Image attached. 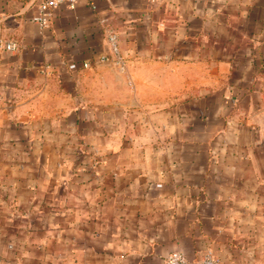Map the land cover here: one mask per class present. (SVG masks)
<instances>
[{
    "label": "crops",
    "instance_id": "0c3cea01",
    "mask_svg": "<svg viewBox=\"0 0 264 264\" xmlns=\"http://www.w3.org/2000/svg\"><path fill=\"white\" fill-rule=\"evenodd\" d=\"M39 1L0 0V264H264V0Z\"/></svg>",
    "mask_w": 264,
    "mask_h": 264
},
{
    "label": "built area",
    "instance_id": "2783aa9c",
    "mask_svg": "<svg viewBox=\"0 0 264 264\" xmlns=\"http://www.w3.org/2000/svg\"><path fill=\"white\" fill-rule=\"evenodd\" d=\"M76 1L77 0H40L37 6V14H35L31 19L40 26H44L47 24L52 11L59 3L65 2L69 7H73ZM109 41L111 50L116 52L115 36L110 35ZM4 47L6 49H13L15 47V43L8 41L4 44ZM87 64L88 63L86 61L81 63L83 67H86ZM164 264H188V259L184 253L180 251H172L165 256ZM196 264H218V262L210 251H206L202 256H200Z\"/></svg>",
    "mask_w": 264,
    "mask_h": 264
}]
</instances>
